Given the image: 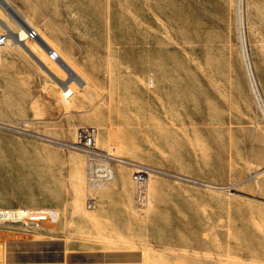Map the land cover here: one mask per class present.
Listing matches in <instances>:
<instances>
[{
    "label": "rangeland",
    "instance_id": "obj_1",
    "mask_svg": "<svg viewBox=\"0 0 264 264\" xmlns=\"http://www.w3.org/2000/svg\"><path fill=\"white\" fill-rule=\"evenodd\" d=\"M16 1L24 12L29 13L36 20L35 22L31 18L22 16L35 28L41 30L47 20H60L66 25L67 34L72 35L78 43L85 46L92 45L93 48L96 46L90 60L95 61L97 66L88 72L97 76L103 87L107 84L106 65L109 52L122 53L123 48L126 50L131 47L143 55L146 58V66L140 80L149 87L152 86L150 79L154 80V88L157 86V67L161 64L162 55L176 57V61L172 62L173 70L167 75L172 80L169 86L178 88V92L171 95L170 101L176 111L174 116L192 117L194 111L198 110L208 113L209 126L204 127L210 132L208 142L210 145H216L224 134L226 146L224 172L216 167L208 172H198L204 180L216 184L204 183L202 186L219 192L216 195L225 202L224 217L211 222L190 223L193 229L199 228L206 234L208 232L209 237L206 235L190 239L195 251L187 247L186 250L179 249L184 246L183 244L187 245L186 240L181 237L175 238L179 247L178 257L186 259V264H264V192H254L256 185L264 179V168L259 169L249 164L248 175L246 173L241 178H235L230 174L231 157L235 155L237 149L241 150L242 156L247 157L253 136L256 133L264 135V115L261 108L264 107V0H241L244 8L242 16L247 55L255 75L257 94L249 81L241 48L237 15L239 0ZM44 1L50 2L47 9H44ZM108 36L113 43L110 46L107 41ZM128 37L133 41L128 43ZM37 52L40 54L39 51ZM43 70L48 74L44 68ZM114 71L118 78H121L122 72L127 73L117 63L114 64ZM45 77L52 85H56L54 79L42 72V75H36L35 79L28 83L27 90L17 93L5 91L9 79L4 77L3 92L0 96L2 101L0 117L4 121H0V126L3 128L0 129V134L29 139L36 145L48 144L37 138L4 130L5 126L26 123L32 125L29 131L34 135L50 137L51 134L54 136L50 138L59 141L68 143L74 141L78 128L72 126V117L75 115L70 112L72 105L74 111L80 105L77 104V100H73L71 106L64 103L59 89V104L62 110L58 109L56 106L58 86L56 85L57 90L49 94L45 92L43 87ZM141 82L138 84L141 91L149 95L150 89L153 88L147 89ZM36 100L47 108L50 118L46 121L38 102L33 104L35 119L31 110H22L19 108L20 104H17ZM146 100L150 105H154V111L151 113L155 118L161 119L165 116L166 111L161 105L160 97L147 96ZM9 103L15 104L16 108H9L7 106ZM166 104L167 109L169 103ZM92 109L90 106L81 114H77L88 116L92 113ZM119 112H122L121 107L113 111V121L118 120ZM85 123H93V119H88ZM198 127L201 126L190 124L168 126L174 148L179 150L177 145H184L187 152H192V145L197 142L193 136ZM145 128L155 130L166 127L146 126ZM231 129L237 132L235 141H231L229 137ZM117 142L118 133L115 129L108 130L106 143L105 131H98L99 149L105 146L108 153L119 156L120 148ZM60 151L61 155L67 158L66 166L70 172L68 174L70 181L74 184L80 183V173L82 170H87L85 156L77 151ZM146 151H137L141 155L134 152L131 157L147 163L149 159L143 156ZM209 154L210 160H215L216 150L211 148ZM0 157V168H2L0 206H22L29 201V196L24 193H41L48 190L49 183L35 181L25 170L28 162L26 158L12 156L4 151ZM61 165H64L63 160ZM113 168L117 181L123 182L128 178L129 172L126 167L113 165ZM256 173L259 174L256 176ZM176 181L171 180V182ZM180 182L183 181L178 183ZM183 183L198 186L201 182L188 179ZM33 211L36 216L46 218L39 221L41 223L47 222V216L55 213L52 210L33 209ZM4 228L17 231L20 227L8 225ZM2 233L5 231L0 230V264H6L5 241L1 237ZM183 263L179 261V264Z\"/></svg>",
    "mask_w": 264,
    "mask_h": 264
},
{
    "label": "crops",
    "instance_id": "obj_2",
    "mask_svg": "<svg viewBox=\"0 0 264 264\" xmlns=\"http://www.w3.org/2000/svg\"><path fill=\"white\" fill-rule=\"evenodd\" d=\"M6 1L10 9H14L21 16L35 20L21 9L16 0ZM49 5V1H44V9H47ZM8 13L9 8L0 0V34L4 33L1 23L8 24L9 21L14 20ZM10 27L14 32L20 28L17 23ZM41 30L85 80L82 90L77 85H71L75 91L73 100H77V104L80 105L75 111L72 105L70 113L73 112L75 115L72 117V126L78 129L94 127L97 131H105V143L108 130L115 129L118 133L119 157L139 162L138 159L131 157L132 154L147 150L143 156L149 161L140 163L163 173L201 183L197 186L178 183L179 181L176 180L171 182L173 179L163 176H153L149 183L151 205L145 212L146 209L138 206L129 169L126 168L129 172L128 178L119 182L116 180V173L112 167L115 173L114 180L99 189L90 190L85 182L86 169L80 173V183L74 184L70 181L68 176L70 172L66 166L67 158L61 155L62 149L48 144L36 145L29 139L0 134V156L4 151L12 156L26 158L28 162L25 170L32 175L33 179L50 185L45 192L24 193L29 196V201L22 206H0V210L24 209L26 211V217L22 220L24 223L0 224V230L5 231L1 237L5 241L6 264H179V261L186 264V259L178 257L179 247L174 239L181 237L186 240L187 245L183 244L184 246L179 249L186 250L185 247H187L195 251L190 239L206 235L209 237V233L201 232L199 228L193 229L190 223L211 222L224 217L225 202L216 195L219 192L202 186L204 183L205 185L216 184L207 182L204 177L198 175V172H208L215 167L219 171H225L224 134L216 145H210L207 140L210 132L204 128L209 126L208 113L198 110L194 111L192 117L174 116L176 111L172 108L170 101L171 95L176 94L178 88L169 86L172 80L167 75L172 72V62L176 61V57L162 55L161 64L157 67V86L154 88V80L150 79L152 82L150 87L153 88L150 89L144 81L140 80L146 66V58L143 55L131 47L126 50L123 48L122 53L109 52L106 65L107 84L103 87L98 77L88 72L97 66L95 61L90 60L96 46L93 48L92 45L85 46L78 43L72 35L67 34V27L60 20L45 21ZM107 41L109 46L113 44L110 36L107 37ZM127 41L130 43L133 40L128 37ZM29 42L36 48L35 53L29 51L25 44V46L17 44L9 48H0V96L3 92L4 77L9 79L6 82L5 91L13 93L27 90L28 83H31L36 75H42V72L50 77L37 64L39 62L41 65L40 45L42 44L37 41ZM43 49L45 51L44 47ZM27 51L36 59L32 58ZM59 59L58 64L53 61L52 63L62 69L65 67L64 62L61 57ZM115 63L120 64L123 71H127V73L122 72L121 78L115 76ZM64 79L67 80V77L65 76ZM140 82L145 88L149 87L151 90L149 95L141 91L138 86ZM43 87L48 94L57 90L56 85H52L47 77L44 78ZM59 89L63 97V89L58 87L56 106L62 110L59 104ZM153 95L160 97L161 105L166 111L161 119L155 118L151 113L154 111V105H150V102L146 100L147 96ZM35 102L40 104L44 112V121L49 119L50 115L47 114L46 106L43 107L37 100L17 104H20L19 108L22 110H31L35 119L33 108ZM167 102L169 105L166 109ZM7 106L11 109L16 108L13 103ZM90 106L93 108L92 113L88 116L79 115ZM120 107L122 112L117 113L118 120L113 121V111ZM88 119H93V123H85ZM0 121L4 120L0 117ZM186 124L201 126L196 129L193 136L197 142L192 145V152H187L184 145H177L179 150L175 149L171 141L170 129L167 128ZM146 126L166 128L151 130L146 129ZM53 136L50 134V137ZM229 137L231 141H235L237 132L231 129ZM211 148L216 150L215 160L212 161L209 154ZM104 149L105 146L101 150ZM62 160L64 165H61ZM249 164L259 169L264 168V135L261 133L253 136L247 157L242 156L240 149H237L235 155L231 157V176L241 178L246 173L248 175ZM258 174L256 173V176ZM254 192H264V179L256 185ZM89 200L91 208L87 209ZM33 209L52 210L55 213L47 216V222L41 223L39 221L46 218L41 219L42 216H36ZM8 225H18L20 228L17 231L7 230L4 227Z\"/></svg>",
    "mask_w": 264,
    "mask_h": 264
},
{
    "label": "built area",
    "instance_id": "obj_3",
    "mask_svg": "<svg viewBox=\"0 0 264 264\" xmlns=\"http://www.w3.org/2000/svg\"><path fill=\"white\" fill-rule=\"evenodd\" d=\"M4 30V28H3ZM28 32L27 39L30 41L39 42L38 33L32 29H26ZM20 37L17 33H11V31L4 30L3 34H0V48L12 47L21 43ZM8 42H10L8 44ZM40 43V42H39ZM49 57L54 61L59 62L58 55L49 46L45 47ZM65 95L68 98H73L75 92L69 88L68 85H64ZM32 125L19 123L16 126H5L6 131H11L19 135H25L32 138L42 140L52 146L58 147L62 150L77 151L85 156L87 165V178L86 184L90 190H96L102 186L112 182L115 178L113 171V165H121L129 169L131 174V181L135 186L136 200L138 206L142 209H147L151 205V197L149 193V183L153 176H163L177 181L187 182L188 179L183 177L163 173L154 169L153 167L144 163L130 161L123 159L119 156L108 153L106 149L101 150L97 146L98 131L94 127H84L77 130L75 140L71 143L51 139L49 137L34 135L29 130ZM0 129L1 128L0 126ZM87 209L91 208L90 200L86 205ZM26 217V211L24 209L13 210H0V224H21L22 220Z\"/></svg>",
    "mask_w": 264,
    "mask_h": 264
},
{
    "label": "bare ground",
    "instance_id": "obj_4",
    "mask_svg": "<svg viewBox=\"0 0 264 264\" xmlns=\"http://www.w3.org/2000/svg\"><path fill=\"white\" fill-rule=\"evenodd\" d=\"M5 4V6H7V8H9V13L11 15V17L14 19L13 22H8L7 23H1L2 27L4 28V30L6 31H11V33H17L20 37L19 41H21V43H19L20 45H24L25 47H27V49L31 52H34L36 51V48H34V46L32 45V43H30L27 39V35H28V32L26 31V29H29V28H32L34 29L38 35H39V39H40V43L42 44V46L45 48L46 46H49L53 49V51L58 55H60V57L62 58V61L64 62V66L62 69H60L59 67H57L53 62L57 63V61H54L53 59H51L48 55V53L46 52V49L44 51V49H42V47L40 48V50L42 49V52H41V66L48 72V74H50L55 80L56 82V85L58 87H60L61 89H63V102L66 103V104H69L70 105V101L73 100V98H68L66 95H65V89H64V85H68L70 89H72L74 91V89L71 87V85H77L78 87L82 88L84 85H85V80L84 78L82 77V75H80V73L78 72V70L72 65V63L70 61H68L57 49L56 47L52 44V42L49 40L48 37H46L43 32L38 29V28H35L31 23H29L27 20H25L22 16H20L19 13H17L14 9H10V5L7 3L6 0H2ZM243 3V2H242ZM9 5V6H8ZM238 8V21H239V32H240V37H241V48H242V52H243V55H244V61H245V64H246V68H247V72H248V75H249V81L252 85V88H253V91L257 94L256 92V83H255V78H254V74H253V68H252V65H251V62L250 60L248 59V55H247V48H246V41H245V34H244V30H243V16H242V10L244 9L241 5V0H239V6L237 7ZM2 22V21H1ZM14 23H17L20 28L18 31L14 32L10 26H12ZM10 42H8L9 44ZM19 45V46H20ZM40 45V44H39ZM13 47V46H12ZM28 52V51H27ZM31 56L35 57L34 55H32L30 52H28ZM58 55V58H60ZM49 58V59H48ZM36 59V57H35ZM39 63V62H38ZM58 64V63H57ZM39 65V64H38ZM60 65V64H59ZM62 65V64H61ZM40 66V67H41ZM42 68V69H43ZM67 77V80L63 78L64 77ZM75 92V91H74ZM70 102V103H69ZM65 104V105H66ZM262 113L264 115V107L262 106ZM69 110V109H68ZM38 114H40L38 112ZM42 116V114L40 115ZM26 124V123H25ZM53 139V138H51ZM41 219H45V217L43 216Z\"/></svg>",
    "mask_w": 264,
    "mask_h": 264
}]
</instances>
